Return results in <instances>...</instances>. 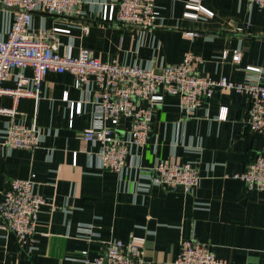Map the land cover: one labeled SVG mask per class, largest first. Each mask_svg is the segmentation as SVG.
<instances>
[{"label": "crops", "instance_id": "0c3cea01", "mask_svg": "<svg viewBox=\"0 0 264 264\" xmlns=\"http://www.w3.org/2000/svg\"><path fill=\"white\" fill-rule=\"evenodd\" d=\"M118 1L85 0L78 16L35 11L33 27L69 28L59 33V50L70 55L88 49L101 60L161 70L192 51L201 58L194 69L214 78L243 81L258 75L249 66L264 70V7L249 0H156L159 18L143 28L103 21V7ZM14 17L15 9L0 0V38L7 37ZM235 50L241 52L239 62ZM25 73L33 72L26 68ZM4 85L14 87L16 75ZM96 90L95 82L77 88L71 73L51 71L38 100L17 101L16 120L37 125L44 139L32 149L0 145V198L12 179L35 172V189L47 202L33 241L22 243L0 230V264H85L83 250L105 256L110 240L127 242L133 235L147 238L146 264H173L183 238L208 242L227 264H263L264 191L249 190L234 177L264 153V133L246 123L250 96L216 89L188 114L178 96L167 94L154 114L148 143L132 145L126 167L115 171L101 167L98 144L82 139L97 114ZM72 102H82L73 118ZM13 105L11 96H0V107ZM222 107L226 119L219 118ZM10 119L0 112V141ZM129 128L123 118L117 133L127 137ZM162 160L194 164L200 184L188 191L150 182L146 170Z\"/></svg>", "mask_w": 264, "mask_h": 264}, {"label": "built area", "instance_id": "2783aa9c", "mask_svg": "<svg viewBox=\"0 0 264 264\" xmlns=\"http://www.w3.org/2000/svg\"><path fill=\"white\" fill-rule=\"evenodd\" d=\"M264 7V0H249ZM85 0H1V4L15 9V17L6 38H0V96L9 95L14 100L10 108L0 107V112L10 116V124L0 145L18 148H36L44 139L37 125L26 126L15 118L16 103L21 98L41 97L43 82L51 72H69L74 76L77 88L97 85L93 103L96 117L91 126L82 131L86 143L98 144V158L101 167L122 171L127 165V156L132 145L144 147L152 128L154 114L167 94L176 95L181 107L192 114L208 102L216 89H228L248 94L251 103L246 123L251 130L264 133V70L249 66L258 72L253 78L236 81L227 76L214 78L194 69V63L201 58L192 51L184 54L183 60L166 64L162 73L138 63H122L117 60L105 61L88 49L78 55L61 53L60 32L69 28L33 27V13L47 12L60 16L82 14ZM191 4H188V7ZM198 10L213 12L203 5H194ZM187 15L197 16L191 12ZM159 18L156 0H119L116 4L103 7L102 19L107 22L139 25L143 28L154 26ZM88 32V27L84 26ZM227 55V54H226ZM241 52L235 50L233 59L240 61ZM32 69V75L25 73ZM16 75V85L7 87L4 83ZM68 100V92L64 95ZM75 113L82 110V102H72ZM225 109L224 107H222ZM220 111L219 118L226 119L228 110ZM129 120V136L117 133L121 120ZM36 173L27 178H14L9 187L1 192L0 230L14 233L22 243L35 239L41 208L47 200L36 191ZM146 176L154 184L166 185L173 189L183 186L192 190L200 184L201 176L197 167L190 162L159 161L146 170ZM234 177L243 180L249 190L264 191V153L252 159L242 172ZM92 232L91 228H84ZM146 236L133 235L124 242L112 239L106 244L107 261L104 256L90 254L83 250L85 264H146L144 256ZM173 264H227L219 258L211 244L193 238H183L180 252ZM264 264V263H263Z\"/></svg>", "mask_w": 264, "mask_h": 264}, {"label": "water", "instance_id": "95a60500", "mask_svg": "<svg viewBox=\"0 0 264 264\" xmlns=\"http://www.w3.org/2000/svg\"><path fill=\"white\" fill-rule=\"evenodd\" d=\"M162 71H163L162 69L161 70H156V72H158V73H162ZM179 189L180 190H184V187L181 186V187H179ZM104 260L107 261V252L105 253Z\"/></svg>", "mask_w": 264, "mask_h": 264}]
</instances>
